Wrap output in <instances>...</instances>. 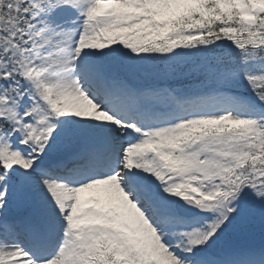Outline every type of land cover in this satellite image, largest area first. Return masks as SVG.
<instances>
[{
  "label": "snow or ice",
  "instance_id": "snow-or-ice-1",
  "mask_svg": "<svg viewBox=\"0 0 264 264\" xmlns=\"http://www.w3.org/2000/svg\"><path fill=\"white\" fill-rule=\"evenodd\" d=\"M0 264H264V0H0Z\"/></svg>",
  "mask_w": 264,
  "mask_h": 264
}]
</instances>
